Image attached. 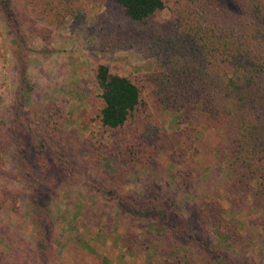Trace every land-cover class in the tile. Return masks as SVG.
Returning a JSON list of instances; mask_svg holds the SVG:
<instances>
[{"label":"rangeland","instance_id":"obj_1","mask_svg":"<svg viewBox=\"0 0 264 264\" xmlns=\"http://www.w3.org/2000/svg\"><path fill=\"white\" fill-rule=\"evenodd\" d=\"M23 1L7 0L4 5L15 11V21L22 17L18 5ZM87 13V20L78 24L88 25L93 34L102 20L124 23L119 9L110 3L93 4ZM169 19L166 4L151 14L148 23ZM20 28L25 33L26 28ZM35 41L42 43L37 37H25L18 52L0 10V264H80L82 258L87 264H225L216 254L233 264H264V227L258 224L262 212L225 200L230 170L226 161L219 170L212 168L210 149L220 144L215 130L201 125L191 133V141L190 137L180 138V144L169 141L155 162L147 165L124 167L113 156L88 164L93 145L111 140V133L102 130L93 116L79 117L82 110L90 109L89 91L99 92L93 66L103 63L111 73L134 78L156 68L157 57H143L134 50L99 49L94 35L84 41L83 52L72 43L77 56L68 69L75 76V98L83 106L76 111L65 103L72 93L41 86L49 79L43 76L42 66L29 65L37 78L27 71L26 56L31 51L39 54L32 50ZM18 55L25 67L16 61ZM61 71H66L63 66ZM140 91L158 128L176 133L182 125L176 115L154 103L149 84ZM50 100H62V145L70 166L58 164L46 150L38 152L33 143V109ZM94 102L99 105L97 98ZM178 151L185 152L184 161L166 160L170 152ZM176 171L183 173V185ZM31 198L43 207L34 218ZM161 199L172 202L169 221L180 226L179 232L160 226L155 215L131 213L133 208ZM209 200L221 204L224 218L237 224L239 239L225 245L226 240L213 234L201 244L204 236L196 222L200 207ZM40 226L50 236L49 247L40 245Z\"/></svg>","mask_w":264,"mask_h":264},{"label":"trees","instance_id":"obj_2","mask_svg":"<svg viewBox=\"0 0 264 264\" xmlns=\"http://www.w3.org/2000/svg\"><path fill=\"white\" fill-rule=\"evenodd\" d=\"M6 2L0 0V10L18 52L25 37H37L47 45L53 29L67 16L72 26L82 23L93 4L117 7L123 24L102 20L94 34L86 26L88 35H94L99 49L134 50L159 62L152 71L134 78L111 73L103 63L93 66L99 92L89 91L90 109L82 110L79 117L93 116L102 130L111 133V140L93 145L88 164L113 156L124 167L147 165L155 162L169 141L180 144V138L189 137L191 141V133L206 125L220 137V144L210 149L212 168L219 170L226 161L230 170L225 200L261 211L258 224L264 227V0H24L18 5L20 21H15L12 8H5ZM166 4L170 19L148 23L151 14ZM16 61L25 67L19 55ZM144 84L150 85L154 103L182 123L173 135L160 130L148 111L140 91ZM61 104L62 100H50L35 107L31 130L38 152L46 150L58 164L70 166L62 145ZM184 155L170 152L166 160L180 163ZM176 176L183 185V173L176 171ZM31 200L34 218L43 207ZM172 206L167 199L148 201L131 213L155 215L160 226L179 232L180 226L169 221ZM223 210L215 200L200 207L196 227L204 236L201 244L213 234L226 240L225 245L240 238L237 224L225 219ZM37 237L40 245L49 247L50 236L41 226ZM214 257L233 264L222 254ZM80 261L87 264L84 258Z\"/></svg>","mask_w":264,"mask_h":264},{"label":"crops","instance_id":"obj_3","mask_svg":"<svg viewBox=\"0 0 264 264\" xmlns=\"http://www.w3.org/2000/svg\"><path fill=\"white\" fill-rule=\"evenodd\" d=\"M86 20L87 17L83 22H85ZM86 26L87 25L85 24H77L72 26L71 18L67 16L65 17L62 24L56 26L53 29L52 38L50 39L49 44L43 45V43L35 41V43L33 44V46L35 47L32 50L37 51L39 54L31 51L26 56L27 71L31 73V76L37 78L36 74H34V72L32 71V67L31 69L29 68L30 64L31 66L38 64L42 66L44 70L43 76L46 77L47 75H49V79H47V81H45V83L41 86L45 89L50 87L56 88L58 91H69L70 93H72L71 97H66L65 103H69V106L76 111L83 108V106L80 103L81 101H79L80 99L75 98L76 93L74 92V90L77 85L74 79L75 76L70 71L71 69L68 64H71L74 57L77 56V52L74 51V45L76 49L81 52L86 49V44L84 43V41L87 40L88 37H90V35H88L87 33ZM72 43H74V45ZM44 48H49L50 51L47 53L41 52ZM81 59L82 58H80L79 60ZM62 66L66 71H61ZM58 79L62 81L59 82ZM33 87L36 88V85H33ZM46 97L47 94L43 96L44 99H41V101H45Z\"/></svg>","mask_w":264,"mask_h":264}]
</instances>
